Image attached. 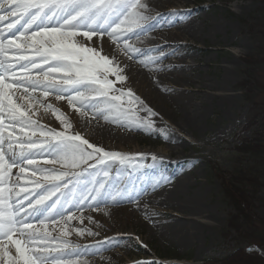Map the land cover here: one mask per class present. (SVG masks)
Segmentation results:
<instances>
[{"label":"bare ground","instance_id":"bare-ground-1","mask_svg":"<svg viewBox=\"0 0 264 264\" xmlns=\"http://www.w3.org/2000/svg\"><path fill=\"white\" fill-rule=\"evenodd\" d=\"M140 3L146 5L138 9L145 18L139 20V26H133L126 36L117 34L119 42L107 34L94 36L91 41L77 37L87 46H98V50L111 59L110 66H117L120 75L126 76L125 80L114 83L109 95L120 97L112 103L119 105L122 111L126 110L127 116L106 103H98L105 99L102 97L81 101L85 105L96 104L95 109L85 110L70 105L67 99L57 100L54 95L45 97L39 90L28 93L22 88L13 90L14 102L25 109L38 126L67 136L79 135L106 152L127 158L122 162L109 160L103 165L95 160L81 161L74 166L71 161L55 159L54 153H45L40 148H15L18 159L21 151L26 157L40 158L34 165L25 163L14 168L10 183L15 185L13 201L22 200L26 211L31 213L25 219L33 227L26 231L42 238L24 245L36 249V255L42 258L41 264L131 263L126 255H120V248L111 249L116 245L114 241L98 246L94 243L105 236L121 241L126 229L115 217V212L130 206L132 211L141 210L150 219L153 231L181 246L194 244L198 230L207 225L202 219L210 218V210L203 201V186L198 184L189 167L198 161H206L205 151L199 150V156L188 154L185 144L190 143L195 131L202 128L207 101L227 103L233 100L221 94L227 90L225 77L213 84L198 77L202 65L196 54L206 49L203 43L209 35H218L220 24H206L205 20H200V0H140ZM221 7L226 11L224 5ZM122 19L112 14L106 19H98L97 23L110 31V25L114 26L112 22L119 23ZM19 27L18 24L8 30L5 26L3 35H13ZM127 27V24L121 25L122 30ZM151 29L154 30L151 32ZM37 71L33 70L34 77ZM195 72L196 77L193 76ZM53 75L59 78L57 74ZM40 78L43 79L42 75ZM109 79L115 78L109 76ZM132 98L138 102H130ZM58 115L60 119H57ZM129 118L149 120L152 126L130 124ZM8 131L5 121V150L11 155L13 149L7 148ZM157 131L165 132L163 142H133L138 137L136 132ZM17 134L21 141L30 142L28 130L20 132L17 128ZM31 140L44 143L48 148L56 143L54 137L40 135ZM45 158L55 159V163H45ZM21 167L24 172L20 171ZM32 169L51 171L33 175ZM126 169L131 173L125 174ZM45 175H61V179L54 182L45 179ZM56 183L60 184L58 192L38 207H27L31 201L35 205L40 194L54 192ZM35 184H42V187L37 188ZM21 187L27 191L21 192ZM29 192L35 194L29 195ZM25 196L28 198L23 199ZM13 206L4 202L9 213ZM46 208L49 210L44 211ZM127 214V218L132 216V212ZM13 238L21 237L16 233ZM88 243L92 244L89 248ZM5 245L10 248V257L16 258L15 246L8 245L6 239ZM160 262L177 264L175 261ZM0 264H7V261L0 259Z\"/></svg>","mask_w":264,"mask_h":264},{"label":"snow or ice","instance_id":"snow-or-ice-1","mask_svg":"<svg viewBox=\"0 0 264 264\" xmlns=\"http://www.w3.org/2000/svg\"><path fill=\"white\" fill-rule=\"evenodd\" d=\"M143 7L146 5H142L140 0H0V56L4 57L0 59V259L6 260L7 264H41L42 259L36 255L35 248L24 246L42 238L34 232L26 231L33 227V224L25 219L31 213L26 211L22 200L13 201L15 185L10 183L14 168L25 163L34 165L37 161L30 156L26 157L22 151L18 159L16 147L40 148L45 153H54L55 159L71 161L74 166L81 161L95 160L97 164L103 165L109 160L122 162L127 159L119 154L106 152L79 135L67 136L38 126L28 112L14 102L13 90L22 88L25 93L39 90L45 97L54 95L57 100L67 99L70 105H78L85 110L95 109L96 104L85 105L80 103L81 101L102 97L105 99L98 103H106L121 115L127 116L126 110L122 111L119 105L112 103L120 97L109 95L113 92L114 83L125 80L126 76L120 75L117 66H110L111 59L103 55L98 46H87L83 41H78L77 37L83 36L91 41L94 36L107 34L119 42V37L126 36L133 26H139V20L145 18L138 11ZM112 14H115L117 19H123L119 23L113 21L114 26L110 25V31L102 29L97 20L106 19ZM18 24L20 27L12 36L3 35L5 26L12 30ZM124 24L128 27L122 30L121 25ZM13 49L16 51L13 52ZM159 51L163 52V49ZM33 70H38L35 77ZM53 74H57L59 78ZM41 75L43 79L40 78ZM109 76L115 79L110 80ZM130 102L138 101L132 98ZM47 107L52 108L51 105ZM60 118L58 115L57 119ZM64 119L66 120V117ZM5 121L9 128L7 148L13 149L11 155L5 150ZM129 123L140 127L152 126L151 121L144 119L137 121L129 118ZM17 128L20 132L28 130L30 142L25 143L19 139ZM37 135L54 137L56 143L52 148H48L44 143L31 140V137ZM55 159L45 158V163H55ZM20 171L24 172L25 169L21 167ZM49 171L51 170L32 169V174ZM107 174L105 172V175ZM45 179L55 182L61 179V175H45ZM35 187L42 186L35 184ZM54 188V192L40 194L35 205L42 204L58 192L60 184L56 183ZM20 191L25 192L27 189L21 187ZM5 193L8 195L5 196ZM33 194L35 193L29 192V195ZM27 198L28 196H25L23 199ZM5 201L14 205L11 213L4 208ZM35 205L30 203L27 207L35 208ZM22 211L24 215L21 216L19 213ZM16 233H19L20 239L13 238ZM5 239L8 245L15 246L16 258L10 257V248L5 245Z\"/></svg>","mask_w":264,"mask_h":264},{"label":"rangeland","instance_id":"rangeland-1","mask_svg":"<svg viewBox=\"0 0 264 264\" xmlns=\"http://www.w3.org/2000/svg\"><path fill=\"white\" fill-rule=\"evenodd\" d=\"M200 2L202 9L200 20H205L206 24L218 23L220 27L217 36L209 35L206 38L203 43L206 49L196 54L198 62L202 65L199 67L198 77L212 84L225 77L227 90L221 94L233 99L227 103L207 101L205 118L201 122L202 128L195 131L190 143L185 144L188 154L194 153V156H199V150L205 151L206 161H198L197 164L189 167L197 177L198 184L203 186V201L210 210V218L202 219L207 225L198 230L194 244L181 246L160 232L153 231L150 219L141 210L132 211L130 206L115 212V217L126 229L121 241L105 236L106 238L94 243L98 246L114 241L116 245L111 249L120 248V255H126L131 262L129 264H162L160 261L205 264L207 260L228 255L235 247L232 241L235 235L230 232L231 236H228L225 233L230 210L223 200L221 178L231 171L233 164L238 162L237 159L243 163L244 159L235 154L240 144L252 140L255 133L264 132V122L260 123L258 129L248 127L252 104L245 100L243 92L240 91L245 59L255 54L259 47H264V31L260 30L259 33V29L254 28L253 35L248 32L249 27L258 26L257 21L262 17L261 11L264 6L248 0H213L212 3L200 0ZM223 5L226 11L222 9ZM260 57L262 61L260 78L264 81V55ZM258 71L260 72V69ZM196 73L193 74L194 77ZM259 101L264 102L261 98ZM258 112L263 115L264 110L259 109ZM136 133L138 137L133 141L134 143L163 142L165 138L164 131ZM211 138L212 143L209 142ZM130 173L131 171L126 169L125 174ZM259 199L255 207L258 215L262 216L264 190ZM128 212H132L129 218H127ZM87 245V248L92 246L91 243Z\"/></svg>","mask_w":264,"mask_h":264},{"label":"trees","instance_id":"trees-1","mask_svg":"<svg viewBox=\"0 0 264 264\" xmlns=\"http://www.w3.org/2000/svg\"><path fill=\"white\" fill-rule=\"evenodd\" d=\"M264 6V0H248ZM264 16V9L261 11ZM257 21V27H249V34L255 33L254 28L264 31V18ZM257 34V33H256ZM264 46V42H263ZM264 47L255 54L248 56L244 61L240 91L247 102L252 104L248 127L259 128L264 122L263 115L258 111L264 110V81L261 57ZM260 69V72L258 71ZM263 119V120H262ZM237 159L222 180V196L225 205L229 208L226 225V234L235 236L234 250L228 255L207 260L205 264H264V213L259 216L256 211L261 192L264 190V132L255 133L252 140L244 141L236 150Z\"/></svg>","mask_w":264,"mask_h":264}]
</instances>
